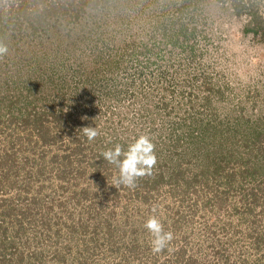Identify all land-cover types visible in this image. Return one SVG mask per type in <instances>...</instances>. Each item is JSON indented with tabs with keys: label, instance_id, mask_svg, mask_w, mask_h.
<instances>
[{
	"label": "rangeland",
	"instance_id": "obj_1",
	"mask_svg": "<svg viewBox=\"0 0 264 264\" xmlns=\"http://www.w3.org/2000/svg\"><path fill=\"white\" fill-rule=\"evenodd\" d=\"M0 45V264H264V0H0Z\"/></svg>",
	"mask_w": 264,
	"mask_h": 264
},
{
	"label": "clouds",
	"instance_id": "obj_2",
	"mask_svg": "<svg viewBox=\"0 0 264 264\" xmlns=\"http://www.w3.org/2000/svg\"><path fill=\"white\" fill-rule=\"evenodd\" d=\"M7 51L6 46L0 45V58ZM81 130L88 141H93L99 135L98 131L91 126L83 127ZM154 149L155 145L150 137L140 135L133 143L128 145L127 150L116 144L114 148L102 152L103 159L118 169L119 174L114 180L113 186L116 188L120 186L134 188L139 178L151 175L152 169L157 163ZM144 227L153 237L151 241L153 253L162 252L173 239V234L165 232L161 222L155 216L150 217Z\"/></svg>",
	"mask_w": 264,
	"mask_h": 264
},
{
	"label": "trees",
	"instance_id": "obj_3",
	"mask_svg": "<svg viewBox=\"0 0 264 264\" xmlns=\"http://www.w3.org/2000/svg\"><path fill=\"white\" fill-rule=\"evenodd\" d=\"M41 1L43 2V0H40V2ZM57 8H58L57 4H53L52 7L43 6L40 9V12L39 13H36L37 15L34 16L33 19H35L38 23H41V26L40 27H42V23L45 22L48 14H49V11H51V9L57 10ZM55 13L58 14L57 11H55ZM61 16H63V15H61ZM31 25H33V24H31ZM34 28H36V26Z\"/></svg>",
	"mask_w": 264,
	"mask_h": 264
}]
</instances>
